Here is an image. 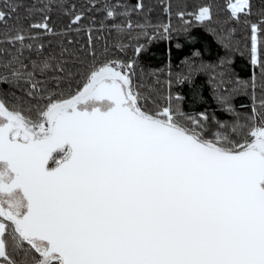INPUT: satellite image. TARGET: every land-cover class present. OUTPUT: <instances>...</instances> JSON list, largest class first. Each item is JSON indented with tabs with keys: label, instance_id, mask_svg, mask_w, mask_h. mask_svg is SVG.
Here are the masks:
<instances>
[{
	"label": "snow or ice",
	"instance_id": "6c2138e0",
	"mask_svg": "<svg viewBox=\"0 0 264 264\" xmlns=\"http://www.w3.org/2000/svg\"><path fill=\"white\" fill-rule=\"evenodd\" d=\"M226 8L248 25L254 5L228 0ZM129 15L108 6L110 31H131L121 19ZM188 15L212 19L209 6ZM10 19L0 10V23ZM49 20L18 23L0 41L15 50L0 61V264H264V20L249 25L259 102L253 75L250 114L235 113L232 93L217 95L233 119L212 123L171 97L159 105L155 89L137 81L135 61L111 58L107 45L99 57L82 14L67 25L87 31L82 72L67 69L64 47L45 56L41 44L33 58V30L56 35ZM157 27L168 39L171 25ZM215 36L229 50L235 29Z\"/></svg>",
	"mask_w": 264,
	"mask_h": 264
},
{
	"label": "trees",
	"instance_id": "16d2710c",
	"mask_svg": "<svg viewBox=\"0 0 264 264\" xmlns=\"http://www.w3.org/2000/svg\"><path fill=\"white\" fill-rule=\"evenodd\" d=\"M117 2L126 6L130 13L121 19L130 20L133 24L131 31L126 30L120 35L110 31L111 25L105 19L106 8ZM138 2L144 5L142 11L134 8ZM227 3L228 0H8L6 5L0 4V10L11 17L6 25L0 23V41L6 40L18 23L27 26L29 22H42L47 15L50 17L49 26L56 35L33 30L32 35L37 40L31 55L35 58V48L42 44L45 56L51 53L59 57L61 47H64L67 49L63 57L68 62L67 69L74 73L82 72L79 61L83 55L79 49L86 43L87 31L77 34L67 28L72 16L82 14V26L85 30H91L98 56L103 58L107 45L109 51L106 55L111 58L125 63L135 61L137 81L155 89L159 105L166 106L168 97H171L172 106H178L185 114L198 117L203 113L209 117L210 123L214 120L231 121L233 116L221 109L215 98L217 95L232 93L231 106L241 118L250 114L253 75L257 78V103L261 95V70L255 68L249 58V25H259L264 20L260 14L264 0H252L253 15L249 17L248 25L236 24L229 19ZM16 5L23 7L12 13L10 6ZM45 5H50L51 11ZM202 6H209L212 11V19L203 23L188 15L198 12ZM180 12L186 14L183 19L179 16ZM167 24L171 25V32L169 38L164 39L162 36L168 34L157 26ZM228 29H235V36L230 49L225 50L217 43L215 34ZM68 40L73 43L68 44ZM141 46L143 50L137 55L136 49ZM9 53H15L13 47L0 43V61L8 58ZM25 55L30 54L25 52ZM75 80V76L71 80H64L61 88L64 91L69 86L74 89ZM238 82L247 83L249 87L244 89ZM225 89L228 91L225 92ZM233 89L238 91L233 93Z\"/></svg>",
	"mask_w": 264,
	"mask_h": 264
}]
</instances>
